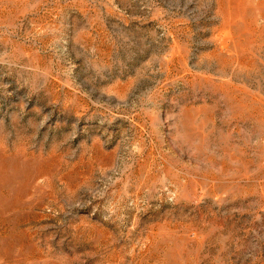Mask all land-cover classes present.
<instances>
[{"label": "rangeland", "instance_id": "374dc122", "mask_svg": "<svg viewBox=\"0 0 264 264\" xmlns=\"http://www.w3.org/2000/svg\"><path fill=\"white\" fill-rule=\"evenodd\" d=\"M0 264H264V0H0Z\"/></svg>", "mask_w": 264, "mask_h": 264}]
</instances>
